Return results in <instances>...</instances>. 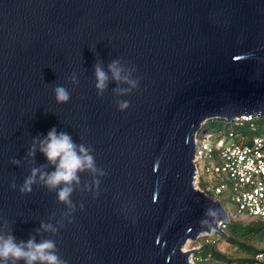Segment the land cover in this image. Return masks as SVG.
Masks as SVG:
<instances>
[{"label": "water", "instance_id": "1", "mask_svg": "<svg viewBox=\"0 0 264 264\" xmlns=\"http://www.w3.org/2000/svg\"><path fill=\"white\" fill-rule=\"evenodd\" d=\"M263 116L264 0H0V226L17 241L53 239L67 264H191L185 244L229 220L195 189V136L212 120ZM53 127L106 173H79L71 216L58 189L19 192L31 168L54 170L39 150L27 156Z\"/></svg>", "mask_w": 264, "mask_h": 264}, {"label": "clouds", "instance_id": "2", "mask_svg": "<svg viewBox=\"0 0 264 264\" xmlns=\"http://www.w3.org/2000/svg\"><path fill=\"white\" fill-rule=\"evenodd\" d=\"M119 64V61H113L109 65L112 78L118 82L121 81V73L124 71ZM95 77L97 95H102L107 87L108 75L99 64L95 66ZM71 80L73 83H78L75 75L71 77ZM123 80L132 88L138 85V81L129 79L128 76H124ZM53 91L58 104L69 102L70 93L65 87L56 86ZM129 107V101L118 102V108L121 111ZM37 150L46 157L50 165L54 166V170L51 172L43 170L46 166L31 168L30 174L19 186L20 194H30L33 191L32 186L38 182L45 185L50 191L58 189L57 199L68 207L67 215L71 216L76 211L77 205L73 203L70 197L75 190L74 185L80 184L79 173L86 170L94 174L99 173L100 176L106 173L97 168L95 158L90 154L91 149L83 144H76L68 133L57 132L55 127L43 138L39 136L33 138L27 156L34 157ZM11 163L19 166L21 161L14 158ZM99 183L98 179L94 180L97 188ZM10 187L15 189L17 185L13 182ZM80 208H83L82 203ZM40 228L45 232H51L53 235L58 233V228L52 224L42 223ZM36 231L39 232V230ZM20 262L23 264H67V261L58 255L57 245L53 239H42L37 242L35 236H30L27 241H17L12 230L8 229L7 221H4L3 226H0V264H20Z\"/></svg>", "mask_w": 264, "mask_h": 264}, {"label": "built area", "instance_id": "3", "mask_svg": "<svg viewBox=\"0 0 264 264\" xmlns=\"http://www.w3.org/2000/svg\"><path fill=\"white\" fill-rule=\"evenodd\" d=\"M232 124L237 127L247 124L253 134L231 131L225 133L223 140L221 137L212 139V136L202 133L195 136L194 186L222 207L227 203L226 199H229L235 210L229 213L223 207L228 214V222L237 217L264 222V116L258 119L241 117ZM202 175L204 187L200 186ZM227 223L219 225L221 233ZM217 233L212 231L201 239L204 243H210ZM194 260L202 261L199 257ZM235 264H264V251L250 262Z\"/></svg>", "mask_w": 264, "mask_h": 264}, {"label": "trees", "instance_id": "4", "mask_svg": "<svg viewBox=\"0 0 264 264\" xmlns=\"http://www.w3.org/2000/svg\"><path fill=\"white\" fill-rule=\"evenodd\" d=\"M227 123L224 120H212L205 124L203 127V132L207 133L210 136H219L220 133L224 131V126ZM234 125V124H230ZM234 127H237L234 125ZM243 131H237L236 128L231 130H226L225 133L234 132L239 133L243 132L247 135L253 134L250 132L247 124H244L242 127ZM219 137L215 138L218 139ZM203 175L200 180V186L204 187L205 183L203 182ZM226 202H229V199H226ZM226 209V207L223 205ZM227 210V209H226ZM219 241H224L228 245L235 247L240 252L244 254V257L239 259H231L225 254L219 252L216 248V245ZM257 242L264 244V222L259 219H250L246 224H243L238 221L230 220L225 227L223 233H217L214 235V239L210 243H202L200 250L196 252V258L199 257L202 261H196L195 264H202L205 260H209L214 264H235V263H244L250 262L254 257L260 252L264 251V247L257 248L253 246V243ZM208 256H210L208 258ZM208 258V259H207Z\"/></svg>", "mask_w": 264, "mask_h": 264}, {"label": "rangeland", "instance_id": "5", "mask_svg": "<svg viewBox=\"0 0 264 264\" xmlns=\"http://www.w3.org/2000/svg\"><path fill=\"white\" fill-rule=\"evenodd\" d=\"M208 123V122H207ZM206 124V123H205ZM233 128H236V130L237 131H243V128H240V127H234V125H226V126H224V131L222 132V133H220V137H221V139L223 140V139H225V132H226V130H231V129H233ZM217 137H219V136H213L212 137V139H215V138H217ZM196 182V181H195ZM196 184V183H195ZM197 186V185H196ZM225 207H226V209H227V211L229 212V213H233L234 212V206L230 203V202H227L226 204H225ZM231 220H233V221H238V222H241V223H243V224H246V223H248L249 221H250V219L249 218H244V217H237V218H233V219H231ZM201 237H203V235L202 236H199L198 238H197V240H196V242H190V241H188L186 244H185V246H184V248H183V251H192V254H191V256H190V262H191V264H195L196 263V261L194 260V258L196 257V249L198 248V247H200L201 245H202V243H203V239H201ZM253 246H255V247H259V248H261V247H264V244H260V243H257V242H254L253 243ZM216 248H217V250L219 251V252H221V253H223V254H225L227 257H229V258H231V259H239V258H242V257H244V254L242 253V252H240L238 249H236L235 247H232V246H230V245H228L227 243H225L224 241H219L218 242V244L216 245ZM202 264H214L213 262H210L209 260H204L203 262H202Z\"/></svg>", "mask_w": 264, "mask_h": 264}]
</instances>
